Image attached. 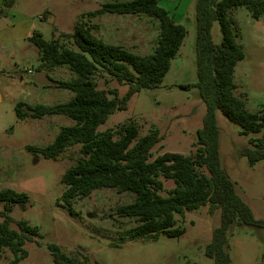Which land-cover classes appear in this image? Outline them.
I'll list each match as a JSON object with an SVG mask.
<instances>
[{
    "label": "rangeland",
    "instance_id": "obj_1",
    "mask_svg": "<svg viewBox=\"0 0 264 264\" xmlns=\"http://www.w3.org/2000/svg\"><path fill=\"white\" fill-rule=\"evenodd\" d=\"M102 0H25L19 8L35 15L36 24L43 27V38L50 40L54 29L71 32L78 15L97 8ZM108 1V0H107ZM173 19L186 27L187 33L170 68L158 88H142L128 101L125 110H116L99 131L115 129L124 122L134 121L139 134L157 130L162 139L152 149L153 156L163 152L190 155L195 152L196 130L201 126L205 105L196 87L182 89L181 85L197 81L195 38L196 0H158ZM51 12L53 16L39 19L38 14ZM237 25V40L244 50V58L234 70V93L245 102L250 112L264 109V19H254L244 6L230 10ZM99 24L95 34L105 42L117 44L137 54H150L157 45L159 21L146 14H104L93 18ZM215 42L221 39L218 22L212 26ZM39 61L28 59L21 67V78L6 72L8 86L0 84V189L9 187L25 192L28 202L14 205L11 216L25 220L38 229L41 245L26 242L27 257L17 264H55L46 247L57 244L68 255L88 257L87 264H212L204 248L218 226L220 211L202 206L192 211L176 213L177 225L184 229L179 237L160 234L155 240L120 241L125 231L136 225L135 217L120 216L117 205L135 199L130 191L98 188L86 197L72 200L74 215H70L60 199L64 185L60 179L64 171L76 162L78 145L68 148L58 159H47L41 153L27 150L51 143L59 128L73 120L65 115H45L39 119H18L14 104L24 101L53 105L67 101L73 92L58 85L43 86L33 82ZM53 80H69L74 73L67 65L49 69ZM100 89L116 90L123 95L127 84H120L108 75L94 80ZM219 128V154L222 167L233 181L237 193L250 207L256 219H264V159L249 165L240 152L248 139L260 134L244 135L240 127L216 112ZM117 137V135H116ZM163 181L161 194L166 195L175 184ZM1 209V204H0ZM12 228H16L14 223ZM226 250L230 264H263L264 229L245 224H231ZM13 254L2 250L0 264H14Z\"/></svg>",
    "mask_w": 264,
    "mask_h": 264
},
{
    "label": "trees",
    "instance_id": "obj_2",
    "mask_svg": "<svg viewBox=\"0 0 264 264\" xmlns=\"http://www.w3.org/2000/svg\"><path fill=\"white\" fill-rule=\"evenodd\" d=\"M14 0H3L9 8ZM244 6L254 19H264V0H196L195 56L197 81L181 85L196 87L205 105L201 126L196 130V150L190 155L163 152L153 156V147L162 139L155 130L140 135L134 121L115 129L99 131L116 110H125L129 99L142 88H158L170 68L186 36V27L176 22L158 0H108L97 8L78 15L71 32L53 30L50 40L39 31L27 40L38 49L37 70L67 65L74 73L58 86L73 92L65 102L53 105L18 101L14 112L18 119H39L45 115H65L73 123L63 125L51 143L43 147L27 145V150L44 158L58 159L68 148L78 145L79 156L61 176L64 185L60 199L70 215L75 211L72 200L86 197L98 188L130 191L135 199L117 205L120 216L135 217L136 225L125 231L120 241L155 240L160 234L179 237L184 229L177 225L176 213L209 206L220 211L219 224L211 233L204 254L212 264H230L226 250L231 224H245L264 229V219H256L248 204L237 193L233 181L222 167L219 154V128L216 112L240 127L244 135L260 134L248 139L240 152L249 165L264 159V109L250 112L242 98L234 93V70L245 54L237 40V25L230 14L234 7ZM104 13L146 14L159 21L157 45L150 54H137L124 47L105 42L95 34L99 24L93 18ZM214 22L219 23L221 39L212 35ZM108 75L120 84H127L123 95L97 87L98 76ZM117 135V137H116ZM171 179L174 186L166 195L160 193L163 181ZM28 202L25 192L5 187L0 189V261L2 250L13 254L12 262L27 257L26 242L41 245L38 229L25 220L11 216L14 205ZM14 223L16 228H12ZM55 264H87L86 254L70 256L55 243L46 245ZM188 264V263H180ZM264 264V260H263Z\"/></svg>",
    "mask_w": 264,
    "mask_h": 264
},
{
    "label": "crops",
    "instance_id": "obj_3",
    "mask_svg": "<svg viewBox=\"0 0 264 264\" xmlns=\"http://www.w3.org/2000/svg\"><path fill=\"white\" fill-rule=\"evenodd\" d=\"M19 1L14 0L13 5L6 8L3 0H0V84L4 87L8 86L6 72L13 70L21 73L20 70H27L26 67H21L23 62L31 58L38 59V49L27 40V37L34 31H39L43 36V27L36 24L35 15L20 9ZM106 1L102 0L99 4ZM49 16L53 14L48 12L37 15L39 19H46ZM21 76L22 74L19 77ZM0 98L1 101V93Z\"/></svg>",
    "mask_w": 264,
    "mask_h": 264
},
{
    "label": "water",
    "instance_id": "obj_4",
    "mask_svg": "<svg viewBox=\"0 0 264 264\" xmlns=\"http://www.w3.org/2000/svg\"><path fill=\"white\" fill-rule=\"evenodd\" d=\"M13 75L15 76H20L21 73L18 71L13 72ZM32 80L34 83L39 84V85H43V86H53V85H58V82H56L55 80H53L52 78H50L46 71L44 70H37L33 77ZM1 99V98H0Z\"/></svg>",
    "mask_w": 264,
    "mask_h": 264
},
{
    "label": "built area",
    "instance_id": "obj_5",
    "mask_svg": "<svg viewBox=\"0 0 264 264\" xmlns=\"http://www.w3.org/2000/svg\"><path fill=\"white\" fill-rule=\"evenodd\" d=\"M24 71H26L27 73H32V70H30V69H27V70H24Z\"/></svg>",
    "mask_w": 264,
    "mask_h": 264
}]
</instances>
